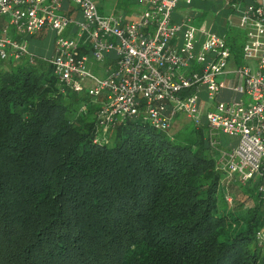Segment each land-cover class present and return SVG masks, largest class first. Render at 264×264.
Segmentation results:
<instances>
[{"label":"trees","instance_id":"1","mask_svg":"<svg viewBox=\"0 0 264 264\" xmlns=\"http://www.w3.org/2000/svg\"><path fill=\"white\" fill-rule=\"evenodd\" d=\"M34 61L0 66V264H264L261 181L222 180L204 126L96 142L99 105Z\"/></svg>","mask_w":264,"mask_h":264},{"label":"built area","instance_id":"2","mask_svg":"<svg viewBox=\"0 0 264 264\" xmlns=\"http://www.w3.org/2000/svg\"><path fill=\"white\" fill-rule=\"evenodd\" d=\"M181 1L193 0H140L141 12L126 18L100 15L96 0H0V66L34 64L26 37L45 27L61 33L74 24L77 33L57 41L50 63L62 91L86 94L99 105L96 142L106 141L125 119L139 117L169 132L182 113L195 128L241 138L222 153L220 165L243 184L261 181L264 200V0H225L228 31L245 33L243 64L226 35L197 28L189 15L173 23ZM72 4L81 22L73 19L79 12ZM112 53L115 58L106 57ZM224 90L247 100L222 101ZM257 241L264 247V230Z\"/></svg>","mask_w":264,"mask_h":264},{"label":"rangeland","instance_id":"3","mask_svg":"<svg viewBox=\"0 0 264 264\" xmlns=\"http://www.w3.org/2000/svg\"><path fill=\"white\" fill-rule=\"evenodd\" d=\"M98 11L100 15L105 16H117L124 15L126 18H132L137 16L141 12V3L140 0H96ZM213 0H193L191 4H186L184 1H181L178 8L173 13V23H181L183 17L189 15L194 18L195 26L201 30H211L219 35H227L228 34V44L233 49L234 47H239V62L245 63L243 58V48L245 45L246 37L245 33L240 29H232L230 32L228 31V21L227 15L231 14V11L228 8L222 10V2L218 6L213 5ZM69 7V4H67ZM72 8L76 9L79 12V16L73 18L76 22H81L83 20V16L79 9L75 5H71ZM221 10V13L219 12ZM78 28L74 26V24H70L63 32L59 33L57 30H53L52 28L45 27L39 33L33 36H27L26 39L29 42L30 51L44 59H51L56 51V43L60 38H70L71 35L77 33ZM106 57L115 58V54H107ZM222 79L224 77L219 78V82L222 83ZM63 94L66 96L68 91H63ZM82 97L87 96L86 94H81ZM239 97V96H237ZM235 98V94L225 90L222 92L220 96V100L229 101ZM247 100V97H243ZM92 102L94 103L93 99ZM92 103V104H93ZM95 104V103H94ZM208 106L202 105V111L204 113L207 111ZM88 106L86 104H80L78 107L79 111H88ZM77 113V111H76ZM75 114V113H74ZM97 116V115H96ZM72 118V116H71ZM140 119L142 117H139ZM201 128V127H200ZM200 128H195L191 122L186 118V116L182 113L177 114L173 121L172 129L168 132V134L172 137H180L184 138L185 133H191L193 135L197 134V131ZM206 130V135L208 142L213 140L215 143V149L213 155L218 162V166L220 168L219 160L222 156L223 152H227L237 147L240 142L239 136H231L229 134H225L222 131H210L207 126L202 127ZM112 130L108 137L105 139L106 141L111 142V138H113ZM103 133V132H102ZM210 143V142H209ZM222 169V167H221ZM220 169V171H221ZM222 180L227 178V173L224 169H222ZM233 197L237 202H239L240 195L236 188L231 191ZM222 206L226 212L232 211V206H225V203L222 202ZM233 210H236L235 208Z\"/></svg>","mask_w":264,"mask_h":264},{"label":"crops","instance_id":"4","mask_svg":"<svg viewBox=\"0 0 264 264\" xmlns=\"http://www.w3.org/2000/svg\"><path fill=\"white\" fill-rule=\"evenodd\" d=\"M214 1V3H213V5H215V6H218L219 4H220V2H222V6H221V8H222V10L223 9H225V8H227L226 7V2H225V0H213ZM220 13H221V10L219 11ZM228 16V15H227ZM232 76H228V77H224V79H222V82H225V81H227L228 79H230ZM225 91V90H224ZM228 91H230V90H228ZM230 92H232V93H234L235 94V98H233V99H238V98H242L243 96H240L239 94H236L235 92H233V91H230ZM237 96H239V97H237ZM223 101V100H222ZM230 101V100H229Z\"/></svg>","mask_w":264,"mask_h":264}]
</instances>
